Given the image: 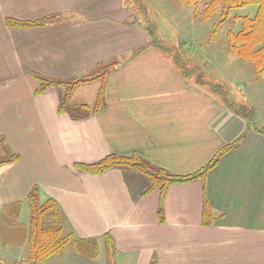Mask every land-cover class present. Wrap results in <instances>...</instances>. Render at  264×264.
<instances>
[{
    "label": "crops",
    "instance_id": "1",
    "mask_svg": "<svg viewBox=\"0 0 264 264\" xmlns=\"http://www.w3.org/2000/svg\"><path fill=\"white\" fill-rule=\"evenodd\" d=\"M160 1L189 11L185 37L203 51L198 61L182 57L190 75L151 45L132 0H0V138L20 156L0 165L1 217L28 213L38 188L78 240L39 264H264L261 44L239 57L230 42L259 6L231 11L216 44L218 28L197 26L206 20L193 6ZM42 79L50 85L39 92ZM233 83L254 121L226 105ZM236 141L205 179L172 183L164 196L134 168H84L135 155L184 177ZM24 246L2 260L18 262Z\"/></svg>",
    "mask_w": 264,
    "mask_h": 264
},
{
    "label": "trees",
    "instance_id": "2",
    "mask_svg": "<svg viewBox=\"0 0 264 264\" xmlns=\"http://www.w3.org/2000/svg\"><path fill=\"white\" fill-rule=\"evenodd\" d=\"M181 2H183L185 5L193 6L195 14H198V16L202 15L203 18H205L204 20L213 19L214 16L217 17L215 23L213 24L214 27L211 33L212 35H214L217 28H219L226 21L231 11L247 5L257 4L259 9L256 17L248 21L238 34L233 35L230 42L233 51L239 57H244L246 55L245 48L249 43H254L256 45L261 44V47L257 49L254 54H260V58L256 61V67L259 70H264V0H181ZM147 29L151 35V45L173 57L175 61L182 67L184 73L190 75L192 72L189 71L182 63V55L178 52H175L176 49L172 47L168 48L161 45L149 27H147ZM251 39H253V41H251ZM101 75H103L102 77L105 76L104 73ZM198 77L199 78H197V80L200 82L201 76ZM44 81L45 80L42 79V87L39 92L44 91L48 85H50L49 83H44ZM87 81L88 80H78L75 81L74 84ZM215 89L221 91L220 86H215ZM223 95L225 97V103L230 109L247 119L249 122L254 121L255 110L253 108L237 104L231 99L228 92H224ZM102 100L103 93L100 99V107L103 104ZM63 109L61 107V110ZM73 117L82 118L83 114H75ZM258 131L264 134V127L258 129ZM238 143L239 142L236 141L231 145L225 146L201 171L197 172L196 174L184 177L170 174L161 168L151 165L143 158L135 155L128 157L110 156L99 163L84 166V168L95 174L105 173L114 168H134L150 177L154 183L153 187H160L163 190L164 196L168 187L172 183L189 182L203 178L205 179L208 172L217 165L220 158L225 153L236 148ZM3 148L6 149V151H11L5 139L0 138V151ZM19 158V154L13 152L9 158H0V165L5 163H13ZM27 201L29 209L32 213L30 235L28 238V250L30 253L29 258L33 263L39 264L47 260L52 255L61 253L66 246L70 244H76L78 242L73 232L65 231L62 228L61 216L63 217V214L60 206L55 201L48 199L44 203L41 202L38 188H34L32 190Z\"/></svg>",
    "mask_w": 264,
    "mask_h": 264
},
{
    "label": "rangeland",
    "instance_id": "3",
    "mask_svg": "<svg viewBox=\"0 0 264 264\" xmlns=\"http://www.w3.org/2000/svg\"><path fill=\"white\" fill-rule=\"evenodd\" d=\"M134 1V2H133ZM134 6H136L137 13L139 17L141 18V22L146 27H149V29L154 33V36L157 38L159 43L163 46H166L168 48H174L178 47V49L175 50V52H178L182 55V57L188 58V57H194L193 61H198L199 55L203 51H191L193 48L189 45L188 38L185 37V30H189L193 27V25L190 24L188 21L187 13L189 12L186 7H182L183 11H171L169 8H166L165 4L161 2L160 0H132ZM147 6L144 7L143 6ZM258 5H250L248 6L247 10H252L257 8ZM204 8V7H202ZM188 12H187V11ZM246 10V11H247ZM245 11V12H246ZM196 18L201 19L203 16H198V14H195ZM216 16L213 17V19H206L204 23L197 26H202L203 28H208L211 30L214 22L216 21ZM205 18H203L204 20ZM233 19H228L224 24H222L218 28V32L215 38L216 44L218 42L224 41L226 38V32L232 27ZM205 32V31H203ZM202 32V33H203ZM208 34V32H206ZM175 45L173 47L172 45ZM188 48L187 50H184L183 48ZM199 50H202L199 48ZM199 52V53H198ZM182 63L184 64L183 60ZM196 63V62H195ZM185 65V64H184ZM104 69V68H103ZM108 72V71H107ZM103 73V70H102ZM196 79V78H195ZM231 99L236 102L237 104H246V102H242L241 98V91L237 88L236 84H231ZM242 102V103H239ZM9 147V146H8ZM10 149V148H9ZM8 150V149H7ZM11 150V149H10ZM13 152L9 150L6 151V149H1L0 154L4 155V158H9ZM2 158V157H0ZM45 202V201H41ZM15 211V212H14ZM11 213V217H5V220H2V209L0 208V263L1 264H8L6 258L5 260L3 258V254L6 253L8 249L16 250V248L22 243H28V238L30 235V224H31V211L29 209V212L24 211L22 216L20 217L19 211L15 209ZM53 211V210H52ZM29 220L26 222V226H17V223H20L21 221H26L28 214ZM13 214V216H12ZM8 220H7V219ZM18 221V222H17ZM20 221V222H19ZM61 225L64 230H66V225L64 224L63 217L61 216ZM27 238V241L25 240ZM23 241V242H22ZM25 252L22 253V258L18 260V262H9V264H35L32 262V260L29 258V250L28 246L25 249H23ZM2 256V257H1ZM17 258V257H16ZM17 260V259H16Z\"/></svg>",
    "mask_w": 264,
    "mask_h": 264
},
{
    "label": "water",
    "instance_id": "4",
    "mask_svg": "<svg viewBox=\"0 0 264 264\" xmlns=\"http://www.w3.org/2000/svg\"><path fill=\"white\" fill-rule=\"evenodd\" d=\"M1 264V263H0Z\"/></svg>",
    "mask_w": 264,
    "mask_h": 264
}]
</instances>
